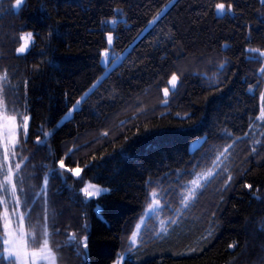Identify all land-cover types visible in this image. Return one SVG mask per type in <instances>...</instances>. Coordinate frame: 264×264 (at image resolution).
I'll return each mask as SVG.
<instances>
[{"label":"trees","instance_id":"16d2710c","mask_svg":"<svg viewBox=\"0 0 264 264\" xmlns=\"http://www.w3.org/2000/svg\"><path fill=\"white\" fill-rule=\"evenodd\" d=\"M15 1L0 0V74L7 108L29 115L21 211L47 217L57 263L264 264V0ZM26 31L34 44L17 53ZM228 145L230 183L217 176L185 207L184 185ZM87 181L107 190L86 197Z\"/></svg>","mask_w":264,"mask_h":264},{"label":"snow or ice","instance_id":"6c2138e0","mask_svg":"<svg viewBox=\"0 0 264 264\" xmlns=\"http://www.w3.org/2000/svg\"><path fill=\"white\" fill-rule=\"evenodd\" d=\"M26 2V0H25ZM22 7V0H16V3L12 5L13 9ZM217 12H225L223 4L216 5ZM230 11V8H229ZM118 21L114 20L108 23L116 24ZM155 22V18L150 23ZM33 33L27 32L21 35L20 39L24 41L20 47L16 49L17 53H24L26 50H30V45L34 44ZM108 44L111 45L113 37L108 36ZM249 52H259L258 49H249ZM260 56H264V53H259ZM258 59V57H253ZM105 60H109L107 50L105 52ZM111 63H115V59L110 60ZM223 68V65H221ZM260 75L264 76V67L260 69ZM178 77L173 74L169 83L173 89L176 87V81ZM10 81L8 74L5 72L0 74V127H3V135L0 136V147L3 148V153L0 155V207L3 211L0 212V260H6L7 264H56L57 256L53 249L50 247V236L49 226L47 223V217L45 222L41 225L39 222L33 223L30 218V212L21 209H27V201L20 195L23 191V183L21 177V164L27 157H23L20 163H11L17 158V145L20 141L17 139V130L21 129L22 134L26 137L28 132V120L29 117L24 114L23 120L17 123V117L21 115L16 108H7V90L10 87ZM168 89H165V96L168 95ZM252 91V89H250ZM261 100L264 102V92L261 93ZM81 103L80 100L76 101L78 106ZM167 103V101H165ZM74 106V107H75ZM71 112V110H70ZM11 113V114H10ZM70 114V113H69ZM258 120H264V104L261 107V115L257 118ZM255 122L250 124V127H255ZM48 132L44 133L47 137ZM247 135V133L245 134ZM232 145H228L222 152H219L212 162L211 169L206 172H196L194 178L191 179L185 187V192L181 193V203L185 207L188 203L197 195V192L209 183L212 179L223 173H228V178L225 180V187L232 180V176L228 167L225 166L224 161L228 159V155ZM72 150L70 149L69 152ZM67 155V154H66ZM60 167L64 168L63 161L60 163ZM195 168V166H194ZM219 169V171H217ZM76 176L80 175V170H72ZM47 180H45V185ZM250 187V186H249ZM106 191V190H102ZM85 196L91 197L99 194L91 193L87 189H84ZM39 195V193L37 194ZM158 194L153 192L152 196L156 197ZM158 204H150L149 208L154 209L158 207ZM178 221L171 220L170 223L175 224ZM161 231L166 232L167 228L163 227L164 221L161 220ZM139 228V225L137 226ZM203 239V238H202ZM76 237H69V243L75 241ZM138 241V232H133L130 238V243L135 245ZM83 243L84 248L87 249V240L80 241ZM234 247V245H230ZM195 250V249H191ZM86 254V253H85Z\"/></svg>","mask_w":264,"mask_h":264},{"label":"rangeland","instance_id":"374dc122","mask_svg":"<svg viewBox=\"0 0 264 264\" xmlns=\"http://www.w3.org/2000/svg\"><path fill=\"white\" fill-rule=\"evenodd\" d=\"M15 3H16V1H15ZM218 4H223V5H224L225 12L229 11V8H230V10H231V7H227V5H226L225 3H218ZM215 10H216V13H217L218 15H221V14L225 13V12H223V13H218V12H217V8H216ZM27 32H31V31H26V32H24V33H27ZM24 33H23V34H24ZM107 38H108V36H107ZM23 43H24V41L21 40V42H20V44H19L18 47H20L21 44H23ZM106 50H107V55H108L109 60H110V54H109L108 49H104V50L102 51L101 62H102L104 65H107V68L109 69V65H108L109 60H105V52H106ZM26 51H27V50H26ZM26 51H25V52H26ZM25 52H24V53H25ZM21 54H23V53H21ZM118 59H119V57H118ZM69 113H70V114H69ZM71 114H72V111H71V112H70V111L67 112V113L62 117V120L65 119V118L70 117ZM28 117H29V115H28ZM17 123L19 124L20 121L17 120ZM28 124H29V120H28ZM21 131H22L21 129H18V130H17V139H18V140H19L20 132H21ZM3 132H4L3 127H0V136L3 135ZM200 140H201V139H196V140L192 141V142H191V148H192V149L195 148V147L200 143ZM19 141H20V140H19ZM20 146H21V144L19 143V144L17 145V148H16V150H17V158H16L14 161L11 162L13 165H14L15 163H19V161H18L17 159H19V158L22 156V155H21V151H20ZM2 153H3V148L0 147V155H2ZM80 174H81V172H80ZM84 189H87V190H88L89 192H91V193H97V192L99 193V194L93 195V196H91V197H96V196L100 195L101 193L105 192V191H102V190H107L106 187H102V186H100V185H98V184H96V183L90 182V181H87V182L84 184V186H83V188H82V191H83V192H84ZM84 194H85V193H84ZM86 197H87V196H86ZM151 204H158V203L156 202V200H155L154 197H153V201H152ZM158 205H159V204H158ZM158 207H159V206H158ZM158 207H155L154 209H150V208L148 207V208L146 209L145 217H143L142 219H140V221H139L138 224H137V226L139 225V228L136 226L134 232H138V233H139V230L142 228V226H143V224H144L145 218H146L147 216L151 215V213L153 212V210L155 211ZM132 234H133V233H132ZM124 258H125L124 254H121V255L118 256V258H117L112 264H122ZM56 264H58L57 261H56Z\"/></svg>","mask_w":264,"mask_h":264},{"label":"crops","instance_id":"0c3cea01","mask_svg":"<svg viewBox=\"0 0 264 264\" xmlns=\"http://www.w3.org/2000/svg\"><path fill=\"white\" fill-rule=\"evenodd\" d=\"M125 256V255H124Z\"/></svg>","mask_w":264,"mask_h":264}]
</instances>
